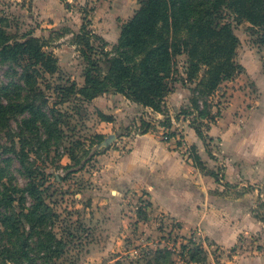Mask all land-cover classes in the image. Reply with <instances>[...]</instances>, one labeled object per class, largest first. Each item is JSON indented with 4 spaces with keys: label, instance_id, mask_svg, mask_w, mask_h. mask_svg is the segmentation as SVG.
<instances>
[{
    "label": "rangeland",
    "instance_id": "374dc122",
    "mask_svg": "<svg viewBox=\"0 0 264 264\" xmlns=\"http://www.w3.org/2000/svg\"><path fill=\"white\" fill-rule=\"evenodd\" d=\"M140 1L0 0V17L6 18L10 33L17 37L31 33L43 39L47 44L46 50L53 52L58 58L59 71L53 75L47 73L40 79L41 88L52 105L53 102L60 101L55 91L58 84L67 80H75L79 86L84 84L83 72L87 63L75 41L76 34L85 21L84 16L91 20V30L101 35L104 28H108L111 31L110 39L114 40L115 32L119 31L121 34L122 25L140 8ZM234 27L240 38L236 60L243 69L234 78L223 81L210 96L212 112L216 114L218 108L220 109V115L215 120L201 118L196 110L192 102L196 96L193 92L196 85L184 86L180 82L176 84L174 89L176 93L173 96H179L183 100L182 105L178 107L166 105L162 111L141 105L142 109L134 123L131 119L134 115L130 114L129 118L124 116L127 120L123 121H126L127 125L122 121V110L119 112L120 116L116 117L114 113L118 106L122 109V97L120 99L112 97L111 92L97 96L105 97L97 101H94L97 97L85 102L70 98L57 105L63 114L60 128L66 134L62 143L59 145L52 142L49 151L38 148L40 144L38 146L35 144L37 147L32 149L30 144L26 151L29 155L27 165L37 167L41 172L38 176L44 180L41 187L43 196L57 213L49 229L54 231L57 240L62 241L63 250L61 256L51 262L52 264H149L150 259L151 264H156V259L159 264H224L222 259L224 252L227 260L237 263L241 255L263 248L262 234H251L243 235L236 246L223 250L206 237L199 226H184L176 217L153 205L146 191L122 190V184L120 188H113L107 182L106 172L101 171L103 153L110 148H120L122 151V135L144 133L148 127V132L160 135L164 141L174 139L176 146L182 148V154L188 156L192 160V165L201 173L215 172L216 177L211 175L217 181L224 180L225 164L222 160H214L216 157L211 153L212 150L219 148L220 139L214 138L209 131L223 115L234 89H242L248 96L249 109L256 110L254 114L259 112L258 101L262 92L252 73L255 75L264 73V45L260 43L264 28L253 27L247 21L241 23L234 21ZM118 40L110 42L109 48L116 45ZM93 42L96 46L100 45L96 40ZM184 59L180 57V64H183ZM8 75V66L0 64V84L12 80ZM94 102H98L106 110L102 111ZM199 102L203 104L202 100ZM182 110L187 111L182 113ZM102 114L106 119L111 118V121L103 119ZM233 115L234 112L231 113V117ZM25 116L28 114L13 115L8 127H0V188L4 189V183L7 182L10 188L17 187L19 194H22L21 189L25 188L28 182L26 171L20 162L19 150L22 143L17 137L22 133V120ZM102 121L108 125L100 129ZM184 122L194 129L201 144L191 143L186 139V128L182 127ZM196 128H201L203 135H200ZM102 130H109L108 135H114V139L108 145H103L106 135L103 134L102 139L97 137L100 134L98 132ZM13 135H16V144L11 139ZM27 135L32 137L30 131ZM28 136L24 138L31 141ZM45 138L43 135L42 139ZM70 145L75 146L76 153L81 159L80 165L70 159L67 153ZM195 154L201 158L202 163L199 166H196L191 157ZM203 155L213 158L214 165L210 166L209 159L204 160ZM256 163V168L262 163L260 168L264 171V159H256ZM70 164L72 166L69 167ZM241 183L244 185L237 190V194L258 189L255 192L257 199L253 211L258 219L264 221V174L260 180L245 179ZM122 193L125 195L124 199ZM25 196V206L30 207L32 198L28 194ZM19 211L18 203L8 208L4 205L0 207V217L6 212L17 214ZM26 230H30L29 223L26 224ZM6 236V231L0 226V264H14L6 261L5 255L2 254V245L6 242L3 238ZM37 242L36 237L29 239L28 246L32 255L38 253ZM195 246H203L205 250L198 253L193 249L195 252L192 253L196 255L197 262L190 259L189 252V248ZM157 248H167L172 262L162 257L156 258L154 251ZM149 250L152 251L151 254H148Z\"/></svg>",
    "mask_w": 264,
    "mask_h": 264
},
{
    "label": "trees",
    "instance_id": "16d2710c",
    "mask_svg": "<svg viewBox=\"0 0 264 264\" xmlns=\"http://www.w3.org/2000/svg\"><path fill=\"white\" fill-rule=\"evenodd\" d=\"M84 20L75 40L87 63L84 84L79 86L75 80L58 84L55 91L60 101L50 105L40 79L47 73L53 75L59 71L58 58L46 50L43 39L31 33L20 37L10 33L6 18L0 17V64L8 66V76L12 78L0 84V127H8L13 115L27 113L29 116L22 120V133L17 135L22 143L20 162L26 171L27 185L21 189L22 194L17 187L10 188L7 182L4 189L0 188V207L20 205L17 214L6 212L0 217V226L7 233L2 254L6 261L14 264H52L62 254V241L49 229L57 213L43 196L44 180L38 176L41 172L27 165L26 152L30 144L32 149L40 144L38 148L49 151L52 142L60 145L64 140L66 134L60 128L63 114L57 105L70 98L85 102L115 92L146 108L162 111L166 98L180 82L184 86L196 85L193 89L196 96L192 100L196 110L201 118L215 120L220 109L216 114L212 112L210 96L223 81L234 78L243 69L236 60L240 38L234 21H247L253 27L264 28V0H141L135 15L122 25L118 43L112 48L90 29L91 20L87 16ZM93 39L100 45L96 46ZM260 43L264 45V34ZM180 57L185 58L183 64ZM102 118L111 121L103 114ZM148 129L145 128L144 133ZM196 129L203 135L201 128ZM29 131L32 137L27 135ZM97 137L102 139L103 134ZM15 138L16 135L11 137L16 144ZM67 150L70 159L80 165L75 146L70 145ZM191 157L196 166L201 165L198 154ZM210 174L216 177L215 172ZM26 194L32 198L30 207L25 206ZM34 237L38 239L36 255L31 254L28 246L29 239ZM202 247L189 248L192 261H198L193 249L204 252ZM151 252L149 250L148 254ZM154 254L156 258L172 262L167 248H157ZM148 263L151 264L152 259ZM156 264H159L158 259Z\"/></svg>",
    "mask_w": 264,
    "mask_h": 264
},
{
    "label": "crops",
    "instance_id": "0c3cea01",
    "mask_svg": "<svg viewBox=\"0 0 264 264\" xmlns=\"http://www.w3.org/2000/svg\"><path fill=\"white\" fill-rule=\"evenodd\" d=\"M94 32L108 43L120 36L118 31L115 32L116 39H110L108 28H104L101 35ZM252 77L262 92L258 101L259 112L254 114L256 110L249 109L248 96L242 89H234L223 115L209 131L214 138L220 139L219 148L211 153L216 157L214 160H222L225 164L224 180L217 181L211 174L201 173L192 165V160L182 154V148L176 146L174 139L164 141L160 135L147 132L122 135V151L110 148L102 154L101 171L106 172L107 182L113 188H120L122 184V190L146 191L153 205L176 217L184 226H199L205 236L223 250L236 246L243 235L262 234L264 238V221L253 211L258 189L237 194L244 185L242 180L257 181L264 174L260 168L262 163L256 168V159H264V73H252ZM175 93L174 90L168 95V107L183 104L179 96H173ZM111 95L122 97V109L118 106L114 111L116 117L122 110V121L127 120L125 115L129 118L131 114L134 123L142 106L123 94L111 92ZM98 99L105 97H97L94 101ZM94 103L102 111L106 110L98 102ZM123 123L127 125L126 121ZM185 123L182 127L186 128V139L201 144L194 129ZM107 125L100 122V129ZM98 133L110 136L109 130ZM203 159H209L208 164L214 165L213 158L203 155ZM124 196L122 193V199ZM222 259L224 264H264V246L241 255L237 263L227 260L225 252ZM211 261L214 262L213 258Z\"/></svg>",
    "mask_w": 264,
    "mask_h": 264
},
{
    "label": "water",
    "instance_id": "95a60500",
    "mask_svg": "<svg viewBox=\"0 0 264 264\" xmlns=\"http://www.w3.org/2000/svg\"><path fill=\"white\" fill-rule=\"evenodd\" d=\"M113 139H114V135H110L109 137L106 138L103 145H108Z\"/></svg>",
    "mask_w": 264,
    "mask_h": 264
}]
</instances>
